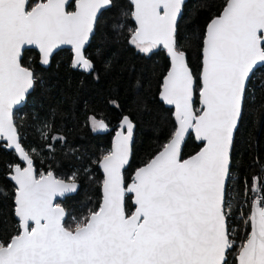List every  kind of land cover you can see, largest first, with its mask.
Instances as JSON below:
<instances>
[{
    "label": "snow or ice",
    "instance_id": "obj_1",
    "mask_svg": "<svg viewBox=\"0 0 264 264\" xmlns=\"http://www.w3.org/2000/svg\"><path fill=\"white\" fill-rule=\"evenodd\" d=\"M111 3L78 0L75 11H68L66 0H39L31 7L28 0H0V138L26 163L10 166L17 185L19 230L0 239V264H228L234 245L226 224L230 150L245 81L254 66L264 63V0H226L222 13L208 23L198 112L193 108V76L175 41L182 0H133L137 27L130 42L145 53L163 44L170 54L172 67L160 95L175 105L178 126L126 185L122 169L128 163L133 123L124 116L121 127L126 126V134L117 132L113 151L101 161L106 174L103 202L67 227L64 209L53 201L77 185L74 179H57L51 171L37 176L13 119L14 105L34 82L33 72L22 66V49L37 45L46 64L54 48L70 44L74 66L92 69L84 47L98 13ZM90 119L94 129L107 127L102 120ZM190 129L205 144L197 154L181 159L180 144ZM261 184L260 178H253L251 190L261 194L253 200L251 232L239 248L238 264H264ZM130 194L131 209L126 205Z\"/></svg>",
    "mask_w": 264,
    "mask_h": 264
},
{
    "label": "trees",
    "instance_id": "obj_2",
    "mask_svg": "<svg viewBox=\"0 0 264 264\" xmlns=\"http://www.w3.org/2000/svg\"><path fill=\"white\" fill-rule=\"evenodd\" d=\"M225 4L226 0H187L178 23L176 47L185 53L196 77V107L206 27ZM132 11L131 0H112V6L100 15L85 51L86 57L94 63L91 73L72 68L73 54L68 49L57 52L48 68L39 64L37 51L24 52L22 64L33 70L35 88L25 105L15 112L14 120L21 142L34 159L39 174L54 171L58 178L74 179L81 184L75 195L61 202L68 214L67 227H74L76 221L99 209L103 174L98 162L110 153L112 137L124 116H129L136 124L133 155L125 171L126 183L137 168L163 148L176 129L173 110L159 99L169 58L161 47L144 53L130 42L131 31L136 28ZM118 25L123 27L118 28ZM91 117L102 120L107 125L106 131H95L90 124ZM52 136L62 139L53 140ZM200 147L190 136L183 158L196 153ZM17 163L15 152L0 143V239L4 240L19 230L15 217L16 187L7 178L12 170L10 166ZM262 176L264 66L250 79L232 151L226 193L231 194L229 227L236 228L238 235L245 227L250 232L249 221L245 226L241 215L245 213L248 217L250 206L245 198L253 178ZM126 205L133 208L130 196L126 197Z\"/></svg>",
    "mask_w": 264,
    "mask_h": 264
},
{
    "label": "water",
    "instance_id": "obj_3",
    "mask_svg": "<svg viewBox=\"0 0 264 264\" xmlns=\"http://www.w3.org/2000/svg\"><path fill=\"white\" fill-rule=\"evenodd\" d=\"M186 1H187V0H182L181 12H180V13L178 14V16H177L175 37H176V33H177V27H178L179 20H180L181 16L183 15V12H184V6H185ZM38 2H39V0H38ZM38 2H37V3H38ZM72 2H74V9H73V10H69V7H70V5H71ZM77 2H78V0H66V9H67L68 11H75V8H76V4H77ZM131 2H132L133 10H134L133 0H131ZM28 4H30V0H28ZM111 6H112V3H111ZM111 6H110V7H111ZM110 7H105V8H103V9H101V11L98 13L97 21H98L100 15L102 14V12L105 11V10H107V9L110 8ZM222 11H223V10H222ZM222 11H221V13H222ZM221 13H220V14H221ZM220 14H219V15H220ZM97 21H96V23H95V25H94V31H93V33L90 34L89 40H88V41L86 42V44H85V47H84V55H85V56H86L85 51H86V49L88 48V46H89V44H90V42H91V40H92V38H93V36H94V34H95ZM133 21H134V23H135V27H137V24H136L134 18H133ZM206 30H207V27H206ZM205 35H206V32H205ZM204 39H205V37H204ZM157 47H161V48H163V49L166 51L167 56H168V58H169L170 65H169V68H168V71H167L166 75L164 76V78H165V77L167 76L168 72L171 70V67H172L171 57H170V54L168 53L167 49L163 46V44L158 45ZM64 49L71 50V52H72V54H73V58H72V62H71V65H72V68H73V69H75V70H80V71H82V72H86V73H91V72L94 70V63H93V62H92V64H93V68L90 69V70H84V69H82V68L79 67V66H74L75 51H74V47H73L72 45H70V44H61V45H58L56 48H54V49L52 50V53H51L50 57H49V62L46 63V64L42 62V61H43L42 53H41V51H40V49H39V47H38L37 45H25V46L23 47V49H22L21 63H22V59H23V56H24V52H25L26 50H35V51H37L38 54H39V64H40L42 67H44V68H48V67H50V65H51V63H52V59H53L54 55H55L57 52H59L60 50H64ZM203 49H204V40H203V48H202V67H201V72H200V75H199V81H200L201 86H202V71H203V59H204ZM86 58H87V57H86ZM88 59H89V58H88ZM185 59H186V63H187L188 68L190 69V71H191V73H192L193 80H194V85H193V87H194V94H193V108H194V110H196V111L198 112V111L201 109L202 105H201V103H200V94L198 93V107H197V109H196V98H197V94H196V83H197V80H196V77H195L194 74H193L192 69L190 68V66H189V64H188V59H187V56H186V55H185ZM89 60H90V59H89ZM22 66H24V65L22 64ZM262 66H264V63H258L256 66H254L253 71L250 73L249 77H248V78L246 79V81H245V92H244V96H243V100H242L241 117H240V119H239V121H238L237 127L234 129V132H233V144H232V147H231V150H230V170H231V164H232V151H233L234 141H235V137H236V132H237L238 127H239V125H240L241 118H242V114H243V108H244V101H245L246 90H247V87H248V85H249V82H250V79H251L253 73H254L257 69H259L260 67H262ZM24 67H26V66H24ZM26 68H29V67H26ZM29 69L33 72V70H32L31 68H29ZM164 78H163L162 85H163V83H164ZM33 79H34L33 86H32V87H31V88L25 93L24 98H23L18 104L14 105V107H13V119H14L15 112H16L17 110H19L20 108H22V107L25 105L28 96L34 91V88H35V76H34V72H33ZM161 90H162V86H161ZM161 90H160V93H161ZM160 93H159V99L163 102V104H164L167 108L173 110L174 119H175L176 128H177L178 124H177V120H176V109H175V105H170V104H168L165 100H163V98L161 97ZM128 117H129V116H128ZM129 119L132 121V119H131L130 117H129ZM122 120H123V118L119 121V123H118V125H117V129H116V131H115V133H114V135H113V137H112V141H111V151H110V152L113 151V145H114V141H115V138H116V134H117V132H121V131H123V132L126 134V126H125L124 128L121 127V125H122ZM14 121H15V120H14ZM132 123H133V132H132V139H131V141H130V143H129V156H128V163H127V164L124 166V168L122 169V173H123V175H124V179H125V171L128 169V167H129V165H130V162H131V159H132V155H133V145H134V140H135L136 124H135L133 121H132ZM18 132H19V131H18ZM190 136H193L194 139L196 140V142H197L198 144L201 145V147H200V149H199L196 153H194V154H192V155H190V156H188V157H186V158H183V150H184V146H185L187 140L190 138ZM170 139H171V138H170ZM20 142H21V138H20ZM168 142H169V141H168ZM168 142H167V143H168ZM0 143H3V147L6 148L7 150H9V151H14V152H15V154L17 155L18 160H19V163H17V164H20L21 167H25V166H26V163L21 159V157L19 156V154L17 153V151L15 150V148L12 147V146H9V145H8V142H7L5 139L0 138ZM21 144H22V142H21ZM204 144H205L204 141L197 139V137H196V133H195V130H194V129H190L189 132H187V133L185 134V137H184V139L181 141V144H180V157H181V159H188L189 157H191V156L197 154V153L200 152L201 149L204 147ZM22 146H23V144H22ZM23 147H24V146H23ZM25 150H26V149H25ZM161 150H162V149H161ZM161 150H160V151H161ZM160 151H159V152H160ZM159 152H158V153H159ZM158 153H156L155 156H156ZM155 156H154V157H155ZM154 157H152L149 161H151ZM32 159H33V158H32ZM102 159H103V158H101V160L98 162V167H99V169L101 170V172H102V174H103V183H102V186H101V192H102L101 203L103 202V196H104L103 184H104V180H105V178H106V174H105L104 169H103L102 164H101ZM149 161H148V162H149ZM148 162H147V163H148ZM147 163H146V164H147ZM33 164H34V168H35V170H36V174H37V176H38V170H37V168H36V166H35L34 159H33ZM146 164H144V165H146ZM15 165H16V164H15ZM144 165L140 166L139 168L143 167ZM139 168H137V169H139ZM137 169H136V170L134 171V173L132 174V176H131V180H130L128 183H126V181H125V184H126V185H127V184H131V182H132V180H133V178H134V176H135V173H136ZM51 172L53 173V175H54L57 179L63 180V181L66 182V183H71V182H73V180H65V179H62V178H58V177L55 175L54 171H51ZM41 173L46 174L47 172L42 171ZM12 175H14L13 169L11 170V172H10L9 174H7V178H8L9 180L12 181V183L15 185V187H16V189H17V185H16L15 180H13V179L11 178ZM229 177H230V172H229ZM229 177H228L227 182H226L225 197H226L227 186H228V183H229ZM74 182L76 183L77 187H76L72 192L65 193L63 196H59V195H58L57 197H55V198H54V201H53L54 204H58L59 201H64V200L66 199V197H68V196H72V195H75V194L79 191V189H80V187H81V184H80L78 181H75V180H74ZM128 196L131 197V203H132V205H133L134 197H133L131 194L128 195ZM15 199H16V190H15ZM101 203H100V205H101ZM59 205H60V207H62V208L64 209V211H65V214H66V215H65V218H64V222H65V220H66L67 217H68L67 210H66V208H65L63 205H61V204H59ZM15 208H16V203H15ZM251 212H252V208H251V211H250V215H251ZM15 217H16V219L19 221V218L16 216V213H15ZM226 224H227V229H228V223H227V220H226ZM250 232H251V223H250ZM237 264H238V260H237Z\"/></svg>",
    "mask_w": 264,
    "mask_h": 264
},
{
    "label": "built area",
    "instance_id": "obj_4",
    "mask_svg": "<svg viewBox=\"0 0 264 264\" xmlns=\"http://www.w3.org/2000/svg\"><path fill=\"white\" fill-rule=\"evenodd\" d=\"M260 178L262 184L261 186L264 187V176L262 177H258ZM252 189V186H251ZM250 189V192L248 193L246 199V203L250 206V211L252 208V204H253V200L256 198L257 195L261 194V193H254L252 190ZM231 194L226 193V202L228 204L231 205V198H230ZM228 211V216H227V223H228V231H229V237L230 239L234 242L233 248L231 249V251L228 253L227 255V260H228V264H237V255H238V251L239 248L241 246V244L248 238L249 233L246 231V227L244 230H242L241 235L237 233V231L235 230L236 228H230L229 227V222L232 221V218L230 217V213H231V207L230 209H226ZM242 218L244 220V224L245 226H247L246 221H249V217H250V213L248 215V217L246 216L245 213H243ZM250 223V221H249Z\"/></svg>",
    "mask_w": 264,
    "mask_h": 264
},
{
    "label": "flooded vegetation",
    "instance_id": "obj_5",
    "mask_svg": "<svg viewBox=\"0 0 264 264\" xmlns=\"http://www.w3.org/2000/svg\"><path fill=\"white\" fill-rule=\"evenodd\" d=\"M31 1H33V4H32V5H31ZM37 2H38V0H37ZM37 2H36V0H30V4H29V6H30V7H31V6H34ZM71 6H72V8H71ZM73 9H74V2H72L71 5H70V7H69V10H73ZM38 176H39V173H38ZM61 202H63V201H59L58 204H61ZM61 205H62V204H61ZM66 220H67V219H66ZM66 220H65V221H66ZM64 223H65V222H64Z\"/></svg>",
    "mask_w": 264,
    "mask_h": 264
},
{
    "label": "rangeland",
    "instance_id": "obj_6",
    "mask_svg": "<svg viewBox=\"0 0 264 264\" xmlns=\"http://www.w3.org/2000/svg\"><path fill=\"white\" fill-rule=\"evenodd\" d=\"M137 48V47H136ZM156 48H158L157 46L155 47V48H153L151 51H149L148 53H151L153 50H155ZM138 49V48H137ZM139 50V49H138ZM145 53V52H144ZM197 85V84H196ZM199 93V92H198ZM196 109H197V107H196ZM97 120V119H96ZM90 124H91V126L93 127V124H92V120L90 119ZM93 129H94V127H93ZM106 129H107V127L106 128H104V129H94L95 131H97V132H104V131H106Z\"/></svg>",
    "mask_w": 264,
    "mask_h": 264
}]
</instances>
